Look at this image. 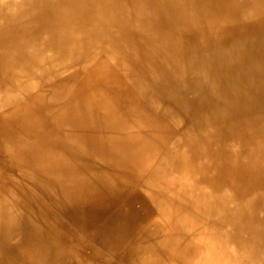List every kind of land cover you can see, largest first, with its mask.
<instances>
[{
	"label": "bare ground",
	"instance_id": "1",
	"mask_svg": "<svg viewBox=\"0 0 264 264\" xmlns=\"http://www.w3.org/2000/svg\"><path fill=\"white\" fill-rule=\"evenodd\" d=\"M24 197L71 264H264V0H0V227L52 229Z\"/></svg>",
	"mask_w": 264,
	"mask_h": 264
},
{
	"label": "rangeland",
	"instance_id": "2",
	"mask_svg": "<svg viewBox=\"0 0 264 264\" xmlns=\"http://www.w3.org/2000/svg\"><path fill=\"white\" fill-rule=\"evenodd\" d=\"M33 199L24 197V201L38 212L53 230L29 221L9 229L0 227V264H71L67 256H70L72 249L55 235L62 240H76L73 232L57 221L56 215L61 210L56 207L58 211H55L50 200L40 202L36 201L37 198ZM80 246L76 249L81 251L83 246Z\"/></svg>",
	"mask_w": 264,
	"mask_h": 264
}]
</instances>
